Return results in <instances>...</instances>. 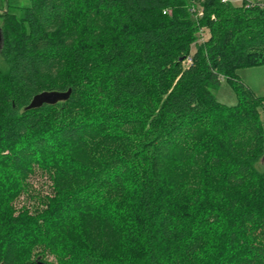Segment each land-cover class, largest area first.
<instances>
[{"label":"trees","instance_id":"obj_1","mask_svg":"<svg viewBox=\"0 0 264 264\" xmlns=\"http://www.w3.org/2000/svg\"><path fill=\"white\" fill-rule=\"evenodd\" d=\"M191 2L3 12L0 264H264L262 104L237 77L264 66V4L203 0L196 21ZM223 80L236 106L212 93ZM36 168L51 195L31 194Z\"/></svg>","mask_w":264,"mask_h":264},{"label":"rangeland","instance_id":"obj_2","mask_svg":"<svg viewBox=\"0 0 264 264\" xmlns=\"http://www.w3.org/2000/svg\"><path fill=\"white\" fill-rule=\"evenodd\" d=\"M242 0H233L234 4H241ZM253 3L264 4V0H249ZM31 5V0H0V28L2 26L1 15L3 12H13L16 13L19 19L24 17L25 10ZM209 32L205 31V38L208 39ZM203 42L199 37L197 43L193 44L191 47L192 56L196 52V45H201ZM184 66H188V62L184 63ZM237 77L240 82L244 83L245 86L254 94V96L261 101L260 114L264 119V66L253 67V68H244L237 71ZM216 100L222 105L233 107L236 106L239 102L237 93L233 85L227 80H223L221 85L212 90ZM256 169L260 173H264V156L256 164ZM180 179H184L183 175L174 173L173 180L179 182ZM30 184L33 189L31 194L39 195L40 197H46L47 195L52 194V182L50 177L36 168V172L29 179ZM37 201L31 199L28 195L21 196L16 202L15 207L20 209L24 206L32 207L37 204ZM50 262H55L53 257H49Z\"/></svg>","mask_w":264,"mask_h":264},{"label":"water","instance_id":"obj_3","mask_svg":"<svg viewBox=\"0 0 264 264\" xmlns=\"http://www.w3.org/2000/svg\"><path fill=\"white\" fill-rule=\"evenodd\" d=\"M0 43L3 44V33L0 30ZM72 91L68 92H43L38 94L32 100L28 110H35L43 107L44 105H56L60 102L67 101L71 96Z\"/></svg>","mask_w":264,"mask_h":264},{"label":"built area","instance_id":"obj_4","mask_svg":"<svg viewBox=\"0 0 264 264\" xmlns=\"http://www.w3.org/2000/svg\"><path fill=\"white\" fill-rule=\"evenodd\" d=\"M191 1L192 2H191V5L188 8V12L193 17V19L198 21L201 18H203V16H204L203 8L199 6L203 2V0H191ZM222 1L224 3H229V2L233 3V0H222ZM245 1L248 2L247 7H252L254 5V3L249 1V0H242L241 3L245 2ZM164 14H167V12H164ZM205 31H207V30L202 29L200 31V38H201V41L203 43L208 40V39L205 38ZM187 62H188V64H191L192 63L191 58H188Z\"/></svg>","mask_w":264,"mask_h":264},{"label":"crops","instance_id":"obj_5","mask_svg":"<svg viewBox=\"0 0 264 264\" xmlns=\"http://www.w3.org/2000/svg\"><path fill=\"white\" fill-rule=\"evenodd\" d=\"M209 38V37H208Z\"/></svg>","mask_w":264,"mask_h":264}]
</instances>
